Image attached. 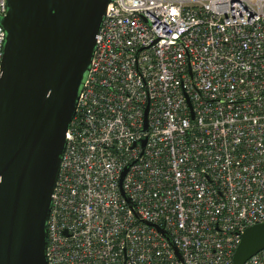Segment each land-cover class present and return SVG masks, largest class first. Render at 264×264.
<instances>
[{"label": "built area", "instance_id": "built-area-1", "mask_svg": "<svg viewBox=\"0 0 264 264\" xmlns=\"http://www.w3.org/2000/svg\"><path fill=\"white\" fill-rule=\"evenodd\" d=\"M95 43L47 263L233 264L264 223V0H112Z\"/></svg>", "mask_w": 264, "mask_h": 264}, {"label": "water", "instance_id": "water-1", "mask_svg": "<svg viewBox=\"0 0 264 264\" xmlns=\"http://www.w3.org/2000/svg\"><path fill=\"white\" fill-rule=\"evenodd\" d=\"M111 1L7 0L0 17V264H48L47 220L65 135ZM262 250L264 223L243 232L233 264Z\"/></svg>", "mask_w": 264, "mask_h": 264}]
</instances>
